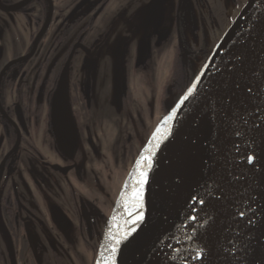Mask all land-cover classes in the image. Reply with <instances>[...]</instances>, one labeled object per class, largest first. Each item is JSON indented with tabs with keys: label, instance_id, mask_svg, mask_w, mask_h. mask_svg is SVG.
<instances>
[{
	"label": "rangeland",
	"instance_id": "obj_1",
	"mask_svg": "<svg viewBox=\"0 0 264 264\" xmlns=\"http://www.w3.org/2000/svg\"><path fill=\"white\" fill-rule=\"evenodd\" d=\"M179 1L55 0L57 15L19 86L34 88L32 79L42 69V78L52 76L53 94L73 44L80 40L93 50L91 56L81 50L75 53L70 85L82 142L85 145L91 123L88 139L96 141L97 150L89 155L81 146L82 183L78 185L75 174L70 175L66 188L63 184L57 191L74 216L71 228L58 230L44 207L49 230L37 224V231L29 224L25 229L6 230L0 219V264L13 260L17 264H95L106 221L146 138L191 84L246 0H181L178 12ZM30 7L36 10L35 3ZM2 16L0 12L1 21ZM35 29L30 23L22 28L19 40L10 38L2 44L0 67L29 48L28 36ZM74 185L84 197L78 207L73 206L70 191ZM12 189L7 178L3 196ZM86 200L93 201V207L89 203L86 208ZM20 208L8 213L12 218L17 213V221L28 223L32 212L26 208L20 212ZM77 208L81 217L76 216Z\"/></svg>",
	"mask_w": 264,
	"mask_h": 264
},
{
	"label": "water",
	"instance_id": "obj_2",
	"mask_svg": "<svg viewBox=\"0 0 264 264\" xmlns=\"http://www.w3.org/2000/svg\"><path fill=\"white\" fill-rule=\"evenodd\" d=\"M29 1L5 6L0 0V9L15 11ZM180 10L181 0L178 12ZM51 15L52 9L31 53L11 63L25 61L35 53L40 39L49 27ZM177 23L179 24V17ZM178 36L181 44L179 31ZM78 47L89 53L87 47L75 44L52 97V119L57 144L69 158L74 157L78 146V134L70 102L69 78L71 60ZM240 54L243 58L237 59ZM201 72L204 75L198 82L200 95L178 111L177 115L181 116V119L178 128L173 130V137L161 143L155 153L152 167L139 170L146 174L141 176L138 172L135 178H132L141 151L138 153L118 195L109 219L112 233L119 231L123 234L127 231L128 218L122 217L124 211L121 207L122 193H125L124 200L130 201L136 181L141 179L144 180L141 191L147 227L141 225L133 234L134 242L128 247L121 245L115 256L110 252L107 254V258L114 260L115 264H201L195 257L204 245L212 249L213 264H236L232 254L224 249L230 247L229 240L235 237V230H240L243 234L246 229L237 212L244 208L248 215L256 213L255 220H264V143L257 136L255 152L249 153L254 156V163H245L243 156L233 147V143L240 144L242 140H247V137L233 136L232 129L225 131L222 128L217 138L214 135V125L209 119L210 112L203 104L194 108L205 93L208 96L233 94L235 100L245 102L243 108H247L249 112L253 104H259L264 108V0L244 2L198 73ZM237 82L241 84L239 90L234 87ZM244 86H251L254 89L250 99ZM182 113L187 115L184 116ZM260 116L264 119V112H261ZM249 119L255 117L250 116ZM232 127L240 128L241 123L235 121ZM193 140L196 141L195 144L192 143ZM212 143L216 144V149L210 147ZM210 153L215 161L211 173L203 164V160L207 159ZM72 167L52 165L53 169L63 174ZM177 173L184 177L182 182H177ZM2 175L3 166L0 171V184ZM236 176H240V180H236ZM129 183L132 187L126 189L125 186ZM194 195L202 197L205 201L204 205H195L201 217L195 222L185 219ZM52 211L60 228L66 230L69 223L66 215L59 207L54 206ZM196 214L193 212V215ZM114 215L117 219L112 221ZM109 226L107 224L102 243L110 248L111 244L107 239ZM172 234L175 238L170 244L178 248L179 252L169 246V235ZM198 234H203L202 239L185 238L197 237ZM253 234L257 238L264 236V226L258 225ZM177 240L182 243H178ZM12 264L17 262L13 260ZM203 264H208V261H203Z\"/></svg>",
	"mask_w": 264,
	"mask_h": 264
},
{
	"label": "flooded vegetation",
	"instance_id": "obj_3",
	"mask_svg": "<svg viewBox=\"0 0 264 264\" xmlns=\"http://www.w3.org/2000/svg\"><path fill=\"white\" fill-rule=\"evenodd\" d=\"M22 1L25 0H2L5 6L16 5ZM33 3L36 4V10L31 9L30 7ZM51 9V22L47 31L40 39L35 53L25 61L11 63L31 53L36 38L47 21ZM0 12L4 14V16H2V21L0 19V50H3L4 42L7 39L16 38L19 40L22 28H27L30 23H33V27H37V29L34 30L33 35L30 33L31 38L28 36L30 41L29 48L24 50L22 53L11 57L10 60L6 61L0 67V171L1 166H3V175L0 184V219L4 222L2 226H4L6 230H15V228H22V226L24 227L23 229H25L27 224H29L34 226L36 231L39 230L36 228L37 225L49 230L50 225L47 222L48 219L44 215V207L49 215L51 223H53L58 230L64 231L60 228L53 215L52 208L55 206L59 207L69 220L66 229L68 230L73 224L74 216L71 215L70 211H68L65 207L61 197L57 196V191L63 189V184L66 188L65 181H69L70 175L75 174L74 178L76 179V183L78 185L82 183L84 167L79 153L81 146L83 149L85 148L84 150L89 155L93 154L95 150H97L96 141L90 142V139H88V135H91L92 130V127H90L91 123H89L88 130L86 129L88 135L84 145L81 133L82 125L79 121H76L77 113L73 110V96L71 94L70 85V102L78 134V146L74 157L69 158L59 149L54 133L52 119V97L56 91L60 76L53 94H51V87L53 83L52 76L49 74L46 79L42 78V69L40 68L38 71L39 73H37L35 78L32 79L34 82V88L32 86H19V83L25 80L29 71V63L37 55L42 42L50 31L53 20L57 15L55 13V0H30L26 5L15 11H4L0 9ZM23 41L24 40L22 39L21 44L24 43ZM75 44H81L87 47L79 40L73 44L72 49ZM98 46H96V48H99ZM87 48L89 53L83 50L82 47H78L74 52V55L78 50H81L88 56L93 55V50L89 49V47ZM74 55L72 60L74 59ZM68 57L66 58L65 64ZM43 68L45 69V67ZM89 89L90 86L87 84L85 88L87 93L89 92ZM46 97H49V99ZM44 100L45 103L43 105ZM43 107L45 110H43ZM88 118H90V116H87V119ZM96 140H98V138H96ZM14 148L16 149L14 150ZM52 165L73 167L66 174H63L60 171L53 169ZM7 178H10L14 189L8 190L6 197H4V194L2 193L3 183L7 180ZM27 183L28 186H26ZM75 187L76 188L72 187L70 191L71 195L72 193L74 194V197H72L74 198L73 206L78 207L80 206V198L83 196H81V193L77 192L79 190L78 186ZM34 190L39 197L33 194ZM83 203H86V208L89 207V203L93 207V201L89 202V200H86V202ZM19 206L22 207L20 208V212H23L22 209L25 208L32 212V216L28 218L29 220L27 219L28 223L24 222L25 220L23 219H19L17 221V213L13 215L14 219L12 218V214L8 213L10 210H14L13 212H15V210L18 211ZM78 209L79 208H77L76 211H78ZM76 216L81 217L79 211L76 213ZM93 220H95V218H93ZM96 220L98 221V218ZM95 224H97V222H94V225ZM87 225L89 227L88 222ZM45 232L49 233V231ZM45 245L48 244L45 243ZM49 249H51L50 246ZM53 261H55V258H53Z\"/></svg>",
	"mask_w": 264,
	"mask_h": 264
},
{
	"label": "snow or ice",
	"instance_id": "obj_4",
	"mask_svg": "<svg viewBox=\"0 0 264 264\" xmlns=\"http://www.w3.org/2000/svg\"><path fill=\"white\" fill-rule=\"evenodd\" d=\"M242 58V54L237 56V59ZM203 75L204 73L201 72L194 77L193 82L186 88V91L180 96L178 102H176L173 106H170L168 114L162 117L160 123L155 127L154 131L151 132L150 137L146 138L144 147L140 152L139 158L136 160V168L132 173V178H135L141 168L152 167L155 153L159 149L161 143L168 141L171 137H173V130L178 128L179 121L181 119V116H178L177 113L183 107H186L188 103L196 100V97L200 95L198 82L201 81V77ZM234 87L239 90L241 88V84L237 82L234 84ZM244 90L250 99L254 94V89L251 86H244ZM244 103V101L235 100L233 94L208 96L207 93H205V96L201 98V100L197 101L196 105H194V108L203 104L204 108L210 112L209 119L214 125V135H216L217 138H219L220 130L222 128L225 131L232 129L233 136L247 137V140H242L240 144L233 143V147L243 156L245 163L251 164L254 163L255 158L249 153L255 152L254 145L257 136H259L261 142L264 143V119L260 116L261 112H264V108H262L259 104H253L251 112H249L247 108H243ZM182 115L186 116L187 114L182 113ZM250 116H254L255 119L250 120ZM235 121L241 123L240 128L233 129L232 126ZM249 124H251L250 128ZM249 133H251L250 136ZM192 143L195 144L196 141L193 140ZM210 147L212 149H216L217 146L215 143H212ZM241 149H243L242 152ZM145 153H147V155H145ZM203 164L210 173L213 172L215 161L211 153L207 159L203 160ZM139 174L144 176L146 173L139 172ZM240 178V176L235 177L236 180H240ZM183 179L184 177L177 173V182H182ZM143 184V179L136 181L135 189L131 194L130 201L124 200L125 193H122L121 207L124 209L122 217L126 216L128 218L126 221L127 231L123 234L119 231L113 234L111 231V221H106V223L110 225L107 233V239L110 241L111 247L109 248L103 243L100 245L96 264H115L114 260H109L107 258V254L110 252L112 256H115L121 245L128 247L134 242L135 237L133 234L141 225L147 227V224L145 223L146 218L144 215V205L142 202L143 194L141 187ZM218 186L219 185H217V187ZM131 187V183L125 186L126 189ZM191 199L192 203L185 219H190L195 222L201 219L195 205H204L205 201L198 195H194ZM248 207L250 209L251 204H249ZM193 212H196L197 214L193 215ZM255 215V212L248 215L247 210L244 208H241L237 212V216L239 219L243 220L246 229L243 234L240 230H235V237L229 240L230 247L224 249V251L232 254V258L236 260V264H264V236L257 238V236L253 234L258 225L264 226V220H255ZM116 219L117 217L114 215L112 217V221H115ZM202 235L203 234H198L197 237L186 236L185 238L202 239ZM242 235L243 239H241ZM173 238H175L174 234L169 235V246L173 247L174 251L179 252L178 248H175L170 244V241ZM160 239H162V237ZM177 242L182 243L180 240H177ZM211 257L212 249L208 248L207 245H204L201 252H198L195 258L200 260L201 264H203V261L205 260L208 261V264H213ZM172 259H175V257H172Z\"/></svg>",
	"mask_w": 264,
	"mask_h": 264
},
{
	"label": "bare ground",
	"instance_id": "obj_5",
	"mask_svg": "<svg viewBox=\"0 0 264 264\" xmlns=\"http://www.w3.org/2000/svg\"><path fill=\"white\" fill-rule=\"evenodd\" d=\"M162 119V118H161ZM141 151V150H140ZM131 170V169H130ZM113 210V209H112Z\"/></svg>",
	"mask_w": 264,
	"mask_h": 264
}]
</instances>
